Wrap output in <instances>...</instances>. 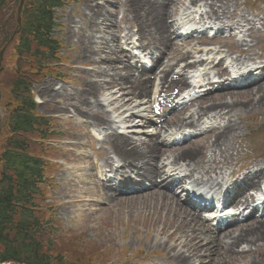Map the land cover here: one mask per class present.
Instances as JSON below:
<instances>
[{
  "label": "bare ground",
  "instance_id": "1",
  "mask_svg": "<svg viewBox=\"0 0 264 264\" xmlns=\"http://www.w3.org/2000/svg\"><path fill=\"white\" fill-rule=\"evenodd\" d=\"M99 1L86 0L82 10L77 12V21L69 24L71 42L75 41L76 44L77 62L95 66L91 70L92 76L83 73L86 91L83 89L78 96L72 97L66 90H53L47 84L46 87L37 89V92L49 101H67L74 108L73 117L85 120L91 128L101 130L102 140L98 135V138H92L95 144L106 145L107 149L98 152V156L102 158L101 166L91 164V167L105 168L109 173L106 171L104 176L113 175L114 183L123 188L142 180L139 188L142 193L123 196L111 179H101L100 173L94 171L91 177L85 175L87 180H91L93 188L85 191L84 196L87 197H80L78 202L82 203L89 198L88 202L92 207L102 204L108 209L105 210L107 213L124 211L128 215H134L136 212H143L148 216L153 213L154 216H149L148 222L153 230L160 227L159 236H164L170 243L165 251L171 264H264V221L253 218L254 208L245 224L226 225L225 228L217 225L215 228L199 212L192 214L184 210L180 205L182 199L177 195L178 192L170 194L165 187L168 185L167 187L182 191L187 179L209 188L218 187L221 182L231 183L227 178L234 175L231 170L232 163L236 161L232 158L233 153L237 152V156L239 155L235 149L238 129L232 118L238 119L245 111L261 112L264 109V77L242 92H234L229 84H236L247 73H263L264 62L253 67L260 57L249 56V45L246 42L247 39L254 40L256 25L260 24L264 28V21L259 20L257 15L252 17L254 19L238 15L232 0H190L185 15L188 18L194 16L192 22L200 15L197 26L203 23L206 25L209 21L219 25L224 32L239 31L242 35V41L236 36L229 38L237 44L238 58L234 59V54L224 51L231 60L235 78L229 75L230 67L222 69L224 64L220 63L214 69L219 78H225L224 83L217 85V81H212V84L204 86L203 83L209 80L211 73L209 69H197L206 64L212 66L214 62L209 56L215 52L201 51L200 43L194 45V41L185 42L191 48L187 52H180L175 35L179 30L189 32L188 25H181L177 20L169 22L175 8L183 0L120 1V4L127 6V16L123 18L126 19L128 29L122 31H118L120 24L113 17L114 11L99 6ZM193 10L196 12H192ZM191 34L194 33L188 35ZM133 38H137V50L157 55L156 64L150 71L145 67L139 68L137 64H132L133 68L127 64L129 61L125 58V52H129L130 45L135 46ZM123 46H126L125 52L122 50ZM201 54H205L208 60L195 59L196 55ZM130 59L135 60L136 57L132 55ZM182 64L184 66L180 67V73H194L189 78L193 80L191 83L186 75L175 72ZM89 77L96 81L89 80ZM153 78L159 83L154 91L149 89ZM210 86L198 97L197 89ZM172 87L187 90L178 103H174V98L169 95ZM111 90L116 92L101 94ZM163 93L165 97L160 107L166 108V121L157 126L151 117L153 108L148 105L153 104L156 97ZM186 100L189 101L188 104L184 102ZM54 105L68 114L69 107L64 108L59 103ZM137 119L144 124L139 121L132 125L133 120ZM203 125L211 129L205 137L206 141L212 137L209 147H206L207 142L202 144L199 140L190 142L185 148L166 150V145L178 142V136L186 137V129L197 133L204 129ZM140 126L156 127L159 133L154 138L147 134L143 136V133L138 136L141 132L145 133V130H139ZM190 131L189 138L194 136ZM86 134L90 135V130ZM160 134H163L162 138ZM159 139L162 141H158ZM262 167L264 165L259 164L253 169ZM170 172L174 177H171ZM247 175L244 174L239 179ZM239 179L232 182L229 189L234 188L233 185ZM237 200L241 203L240 215L252 207L253 201H250V196L246 193L238 196Z\"/></svg>",
  "mask_w": 264,
  "mask_h": 264
},
{
  "label": "rangeland",
  "instance_id": "2",
  "mask_svg": "<svg viewBox=\"0 0 264 264\" xmlns=\"http://www.w3.org/2000/svg\"><path fill=\"white\" fill-rule=\"evenodd\" d=\"M85 1L86 0L71 1L64 5L61 9L56 10L54 13V22L56 27L53 29L52 38L55 42L60 44L62 51L59 53L58 59L63 60L62 64L65 61L66 65L62 68L57 66L56 69H54L55 67L53 65H50L49 70L52 71V74L53 71L54 73L59 72L64 79H55L54 75L49 78H42L37 80L32 88V94L34 95L36 102L37 115L41 120L45 119V122L51 123V129L54 130L55 134H61L63 132V136L59 141L56 143H50V147L53 149H49L48 143L40 144L39 151L42 150L43 145V154H46V156H49L53 152L54 166V172L52 169L49 170L48 183L43 184V186L39 189L40 196L38 197V204L41 209L40 221L53 225L51 237L63 233L71 237V240H75L81 236L82 242L86 241L88 243V246H85V252L90 255L79 256V259L83 258L84 263L87 264L93 259L95 260L94 254L92 253L93 244L95 247H98L101 252L107 253L108 256L111 257L112 262L110 264H144V262L142 263L140 261L141 257L144 259L147 258L149 262H155L157 264H171L165 251V247L167 245L170 246V243L167 242V239L164 236H159L158 233L161 229L160 227L153 230L152 225L148 222L149 216H154L153 213H150L149 216L143 212H136L134 215H128L124 213V211L107 213L105 210L108 209H106V206L102 204H97L95 207H92L90 202H88L90 200L89 198L85 199L82 203L78 202L80 197L84 196L89 189L91 190L93 188L91 180H87L85 175L87 174L91 177L93 172L91 162L93 161L97 164V161L100 159L97 157L98 151L107 149V146L102 144H93L91 141L92 138L86 134L88 132L84 123L86 121L72 116L74 113L72 104L69 105L67 101H63L61 99L56 102L49 101L47 98L41 97L37 92V89L41 86L46 87L48 84L53 88V90L63 89L69 92L72 97H75L78 96L84 89L83 83L85 82V76L83 73L87 76H92L91 70H94L95 66L90 63L77 62L76 44H74L75 41L71 42L72 38L69 30V24L73 21H77V12L82 10ZM120 1L124 2L122 0H100L98 2L99 6H105L107 10L114 11L113 17L118 24H120L118 31L128 29V24L125 22L126 19L123 18V16H127V6L120 4ZM189 2L190 0H183V2L175 8L173 18L169 19V22H173L179 13L182 14L187 8L186 5H189ZM232 4H234V7L237 9L238 15L241 14L249 19H253V16L258 15L259 19L264 21L263 1L232 0ZM124 12H126L125 15ZM130 18L131 15H129L128 20H130ZM178 35H180V31L178 32ZM178 35L175 36V38H177V49H179L180 52L189 51L191 47L186 45L185 42H189L192 37L189 38L188 36L178 38ZM253 37L254 40L249 39L251 43H248L250 46L248 54L251 57H260L262 59L264 55L263 32L257 30ZM136 45L139 46L138 43H136ZM14 46L15 44L11 43L8 48L5 47L3 49V68H0V107L2 108V111L0 110V121L2 120L0 123V127L2 129L0 157L5 149L4 143L8 134L5 118L7 111L10 112L13 104L12 99L10 100L9 89L18 69L17 56L14 51ZM219 47L220 45L218 44V47L211 46V48L207 49L208 51L211 50L212 52H215L211 56V60L214 61L215 64H218V62H215L218 56H221V58L224 57V54L222 53L224 50H221ZM228 49L229 48H226V50ZM3 50H1L0 53ZM229 51L234 54V59L239 57V53H237L239 50H237V48H230ZM217 52H219L218 55ZM140 55L146 57V54ZM199 57L200 56H197V58ZM147 60L151 62L149 57H147ZM162 62L164 63L165 60ZM180 66H184V64ZM180 66L175 69L176 73H180ZM211 68L213 67L211 66ZM214 71L217 72L215 69ZM215 72H210L212 73V77L209 81H206L205 84L213 81L212 78L213 75L216 74ZM180 74H185L189 78V73L187 72ZM154 79L155 78L151 79L149 89L152 88L154 90L156 86H158L157 81L154 83ZM89 80L96 81L95 78L90 77ZM189 81L191 82L190 79ZM234 87L235 86H233V88ZM183 89L184 88H171L169 93L176 95L174 103L179 100V96L181 94L180 91ZM201 90L202 89H200V91ZM85 91L86 90L84 89V92ZM112 92L115 93L116 90L101 92V94L106 95L111 94ZM162 96L164 97L163 94ZM163 97L161 98L164 99ZM241 97L245 96L241 95ZM144 102H146V100H144ZM55 103H59L60 106L64 108L69 107L67 109L68 114H66L65 111L58 110L54 105ZM162 109H164L161 111V114L163 113V115L159 118L156 117L157 114L152 116L157 126H161V124L166 121V116L164 117L166 108ZM70 118H73V120ZM50 119L57 121V123L48 121ZM79 121H83L82 124ZM139 121L140 124L143 123L141 120L137 119L133 120L132 125L139 123ZM232 121L236 129H238V138L235 140V149L238 146L239 149L243 147L241 154L242 157L240 156L241 158L238 159L236 169L243 164V160L248 159L249 157L250 159L245 163L248 161L253 162V158L255 156V162L264 163V109L261 112L245 111L240 114L238 119L232 118ZM143 127L140 126L139 128L141 131L142 129L145 130V133H140H143L142 135L151 134L152 132L154 133V131L155 133H158L156 127L155 129L152 126ZM207 135L208 133L205 134V132L200 133V136L195 138L192 142L199 140L202 144L207 142L208 144L206 147H209V142L212 137H209V140L206 141L205 137ZM31 145H34L33 142H31ZM188 145L189 143L183 145L181 148H185ZM78 147H80V149ZM167 148L175 149L174 146H169ZM239 149L236 150L238 151ZM239 152L240 151H238V153ZM234 156L235 154L232 158H234ZM42 159L44 160V158ZM98 164H101V162H98ZM108 176L109 178H113L112 175ZM83 182H85V184ZM86 183H88V185H86ZM182 197L183 196H181V198ZM126 207L127 206L124 207V210ZM182 207L187 212L191 211L187 206ZM160 223H163V221H160ZM48 227L45 229H48ZM69 234L79 236L74 237ZM162 244L164 245L162 246ZM139 252H141L140 256H138Z\"/></svg>",
  "mask_w": 264,
  "mask_h": 264
},
{
  "label": "trees",
  "instance_id": "3",
  "mask_svg": "<svg viewBox=\"0 0 264 264\" xmlns=\"http://www.w3.org/2000/svg\"><path fill=\"white\" fill-rule=\"evenodd\" d=\"M70 1L25 0L21 29L11 42L18 69L9 89L13 104L6 110L8 134L0 157V264H87L79 256L90 255L81 237H51L53 225L40 221L38 204L39 189L53 170L47 161L52 155L43 154V145L39 151L40 144L57 134L37 115L31 90L58 60L61 46L52 38L54 13ZM18 5L19 0H0V51L11 45ZM92 253L95 257L96 251Z\"/></svg>",
  "mask_w": 264,
  "mask_h": 264
},
{
  "label": "water",
  "instance_id": "4",
  "mask_svg": "<svg viewBox=\"0 0 264 264\" xmlns=\"http://www.w3.org/2000/svg\"><path fill=\"white\" fill-rule=\"evenodd\" d=\"M23 4H24V0H20V6L18 9V23H21V13L23 11ZM3 54L0 55V58L2 57Z\"/></svg>",
  "mask_w": 264,
  "mask_h": 264
}]
</instances>
